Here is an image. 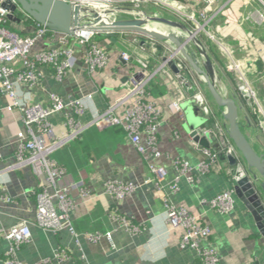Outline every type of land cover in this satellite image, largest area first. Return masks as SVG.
<instances>
[{
	"label": "crops",
	"instance_id": "0c3cea01",
	"mask_svg": "<svg viewBox=\"0 0 264 264\" xmlns=\"http://www.w3.org/2000/svg\"><path fill=\"white\" fill-rule=\"evenodd\" d=\"M231 5L232 10L227 8L222 11L209 29L217 39L238 48L240 52L237 56L242 57L248 67L255 68L256 73L249 74V79L262 103L264 25L262 29H252L243 0H232ZM243 17L247 19L244 23L241 21ZM34 29L33 24L23 27L28 34H33ZM59 37L60 34L56 33L54 38L47 35L38 39L32 52L56 46ZM81 50L76 46L75 53L79 55ZM110 51L108 65L103 70L89 73L83 60H80L62 80L56 78L51 67L40 65L42 76L39 83L35 86L22 85L19 92L31 101L42 103L48 102L51 93L65 99L70 95L87 99L86 95L92 93L91 100L87 101L89 110L80 116L81 120L87 121L96 110L103 111L124 95L127 76L140 67L138 63L130 64L122 60L117 48ZM217 59L222 66L231 68L228 79L221 80L222 92L238 96L236 72L230 59L223 51ZM157 64L158 60H153V65ZM166 77L159 74L149 90L150 99L161 110L158 129L160 155L152 153L146 143V134H142L146 153H140L121 126L104 130L90 126L78 138L52 152L51 158L64 170L62 181L65 184L79 183L89 191L78 206L70 210L71 227L64 224L59 230L41 228L37 218V192L45 186L49 193L54 194V186L47 180L46 174L38 175L31 165H18L20 143L17 134L19 131L28 134L22 114L17 109L1 112L0 227L8 231L19 222L27 221L32 232L31 240L16 251L19 261L25 264H197V249L181 242L184 229L176 228L167 221L165 201L168 200L179 208H186L209 226L210 237H201L200 247L210 244L215 248L220 257L219 264H264V237L244 204L236 199L231 212L221 213L209 203L235 182L236 166L231 165L227 152L221 150L219 167L211 171L179 173L176 159H185L194 167L206 158L204 147L189 134V125L196 123L197 127L200 126L203 116L190 101L183 105L186 112L184 119L171 107L174 96ZM209 97L214 117L210 118L208 125L226 129V120ZM12 102L10 95L0 87V107L5 108ZM250 115L248 106L241 104V127L255 150L264 154V135L254 126ZM51 121L58 135L66 131L64 113L52 116ZM216 147L220 151L217 143L213 149L216 150ZM236 151L241 158L240 152ZM151 165L165 167L166 178L158 180ZM177 176H180L178 188L174 190L171 185ZM110 180L132 183L135 189L121 199L115 198L108 189ZM53 205L58 213H63L57 197H53ZM118 215L139 224L140 228L131 230L124 226ZM10 248V241L0 237V264H4Z\"/></svg>",
	"mask_w": 264,
	"mask_h": 264
},
{
	"label": "built area",
	"instance_id": "2783aa9c",
	"mask_svg": "<svg viewBox=\"0 0 264 264\" xmlns=\"http://www.w3.org/2000/svg\"><path fill=\"white\" fill-rule=\"evenodd\" d=\"M11 1L13 4H17L16 0ZM63 1L102 12V20L93 22V16H84L80 21V25L74 28V34L59 33V43L56 46L43 47L35 53L32 51L38 39L47 35L54 38L58 32L50 30L41 23L33 22L32 24L35 25L34 33H25L23 27L28 25L26 23L27 18L31 17L21 9L19 4L14 12L0 4V87L13 100L11 105L5 108L0 107V114L4 109L9 111L17 109L21 112L23 121L28 128V134L22 131L17 134L20 143L18 165H31L38 175L46 174L47 180L55 188L54 194L49 193L45 186L37 192V218L41 228L59 230L64 227V224L71 227L70 210L78 206V203L89 193L87 188L79 183L65 184L61 179L64 175L63 168L51 158L54 150L78 138L86 128L96 126L98 129L104 130L112 126H121L129 140L142 154L146 153L142 134H146V143L151 148L152 153L160 155L158 129L160 127L161 110L150 99L149 92L152 81L159 74L166 75V78L170 81L172 87L170 92L174 96L171 107L183 119L186 116L183 108L186 101H190L202 113L203 123L196 128L197 135L201 138L206 137L209 141V146H203L206 158L197 166H191L187 160L182 158L175 160L179 173H192L194 170L208 172L217 166L219 167L220 158H222L220 156L221 150L226 151L227 155L232 154L236 157L238 162L236 169L242 167V157L236 155L235 146L228 137L227 131H225L227 128L220 129L219 125H208L210 118L214 117V110L202 86L205 84L204 79L194 71L183 53L169 39L159 40L135 30L95 29L103 26L102 21L109 25L114 20L137 18L140 15L148 17L162 16L180 21L201 41L202 35L214 39L220 45V49L228 56L236 72L238 96H235V98L239 106L244 105L243 102L246 103L251 111V121L264 135V102L261 103L249 79V74L256 73L254 72L255 68L248 67L243 58L237 56L240 52L238 48L217 39L209 29L211 23L222 11L227 9L232 0H227L224 3H221L222 0ZM257 1L264 10V0ZM12 13L16 19L9 17ZM19 13H23L25 18L20 17ZM261 16L264 20V14ZM246 20L243 17L241 21L245 22ZM161 25L165 24H149L147 27L152 29L156 27L161 31H165ZM177 30L181 31L179 36L182 38L187 36L183 30ZM137 33L140 35H134ZM97 35L104 38L98 41L96 40ZM112 36H115L129 51H122L116 47L111 41ZM190 45V42L185 43L186 50L195 54L194 50L196 48L192 49V45ZM76 46L82 48L79 55L75 53ZM112 48L119 50V57L122 60L130 64L138 63L140 67L127 76L124 82L126 90L124 95L103 111L96 110L93 117L87 121L81 120L80 116L89 110L87 101L91 100L92 93L86 95L87 99L74 95H70L68 99H65L59 94L51 93L48 102L42 103L31 101L19 92L22 85L35 86L39 83L42 76L40 65L51 67L58 80H62L80 60H83L89 73L103 70L108 65ZM172 49L175 52L167 57L168 51ZM174 53H180L182 57L177 59ZM196 58L199 62L202 61L200 56ZM153 60H158L157 66L153 65ZM173 65L176 66L177 71L172 68ZM119 108H122V110L118 111ZM60 113H64L66 131L58 135L51 117ZM220 131L223 132V135ZM215 143L218 144L220 151L217 150V147L216 150L213 149ZM151 169L157 174L158 180L166 178L167 169L165 167L151 165ZM179 178L180 176H177L172 182L171 187L174 190L178 188ZM107 185L109 191L118 199L130 194L135 189V185L132 183L113 180H110ZM234 186L235 182L230 188L219 192L209 202L211 206L221 213L231 212L237 199ZM53 197L58 198V205L63 211L62 214L58 213L57 208L53 205ZM165 205L167 207V221L176 228L184 229L181 238L182 244L197 249L199 258L197 264H219L220 257L215 248L210 244L200 247L201 237L205 239L210 237L211 229L209 226L198 220L186 208H179L168 200L165 201ZM118 220L131 230L140 228L139 224L124 216L118 215ZM0 237L7 239L11 244L4 264H25L18 260L16 251L32 238L28 222H19L8 231L0 227ZM92 238L97 237L92 236Z\"/></svg>",
	"mask_w": 264,
	"mask_h": 264
},
{
	"label": "water",
	"instance_id": "95a60500",
	"mask_svg": "<svg viewBox=\"0 0 264 264\" xmlns=\"http://www.w3.org/2000/svg\"><path fill=\"white\" fill-rule=\"evenodd\" d=\"M16 1L17 4H13L11 0H0V4L12 12L16 10L19 4L21 9L36 22L41 23L54 32L62 34H74V28L80 25V21L84 16H93V22H100L103 15L102 12L92 8L73 5L63 0ZM9 17L16 19L13 17V13ZM152 22L181 29L187 36L183 39L179 35L176 36L175 33H169L166 37L159 33L151 32L147 30V25ZM101 23H103V26L95 29L116 31L135 30L158 38L159 40L169 39L183 53L194 71L204 79L209 95L227 122L226 131L228 137L242 157L243 167L237 168L234 172V188L237 199L252 214L258 231L264 237V154H260L255 150L247 134L243 131L239 120L240 106L234 96H229L222 92L219 71L210 54L204 48L202 41L180 21L162 16L148 17L140 15L137 18L114 20L109 25L103 21ZM111 41L120 50L129 51L115 36L111 37ZM187 42H191L194 45L202 59L201 62L197 60L194 53L186 50L185 43ZM172 68L177 71L175 65ZM197 125L196 123L189 125L190 136L202 146H209V141L206 137L201 138L197 135ZM228 159L231 165H238L234 155L229 154Z\"/></svg>",
	"mask_w": 264,
	"mask_h": 264
},
{
	"label": "rangeland",
	"instance_id": "374dc122",
	"mask_svg": "<svg viewBox=\"0 0 264 264\" xmlns=\"http://www.w3.org/2000/svg\"><path fill=\"white\" fill-rule=\"evenodd\" d=\"M227 0H222V3L226 2ZM245 6H246V15H248V24L252 27V29L255 31L256 29H262L263 25H264V20L262 19V14H264V10L262 8V6L258 3L257 0H243ZM233 4V3H232ZM233 5L227 7L228 11L232 10ZM230 8V10H229ZM247 24V23H246ZM157 30H159L161 32V30L159 28H156ZM264 32V30L262 29V33ZM260 33V32H258ZM255 34V33H254ZM134 35H140V34H134ZM143 35V34H141ZM146 36V35H143ZM184 39V38H183ZM202 39V44L204 46V48L208 51V53L210 54L211 58L213 59L214 63H216L217 69L219 71V75L221 80H227L229 77V73L231 72V68L227 67V66H222L220 64V62L217 59V56L219 54L222 53V51L220 50V45L217 43V41H215L214 39H211L210 37H203V35L201 36ZM190 44L192 45V49H195V47L193 46V44L190 42ZM190 45V46H191ZM174 49H172L171 51H168L167 57H170L173 54ZM196 57H199L198 51L195 49L194 50ZM175 58L179 59L181 58V54L180 53H174ZM231 74V73H230ZM204 85V91L207 95L208 98H210L209 93L207 91V87L205 84ZM211 101H213V99H211ZM200 116V115H199Z\"/></svg>",
	"mask_w": 264,
	"mask_h": 264
},
{
	"label": "bare ground",
	"instance_id": "6f19581e",
	"mask_svg": "<svg viewBox=\"0 0 264 264\" xmlns=\"http://www.w3.org/2000/svg\"><path fill=\"white\" fill-rule=\"evenodd\" d=\"M154 24H158V23L157 22H153L150 25H154ZM161 26H163V28H164L165 31H161L160 32L159 30L156 29V27L153 28V29L147 27V30H149L151 32L159 33V34L164 35L166 37H167V34L168 33H175L176 36L180 35L179 33H181L180 30H177V28H174L172 26H169V25H166V24L165 25H161Z\"/></svg>",
	"mask_w": 264,
	"mask_h": 264
},
{
	"label": "trees",
	"instance_id": "16d2710c",
	"mask_svg": "<svg viewBox=\"0 0 264 264\" xmlns=\"http://www.w3.org/2000/svg\"><path fill=\"white\" fill-rule=\"evenodd\" d=\"M20 17L22 16V18H25V15L23 13H19ZM28 20L26 21L27 24H32L33 22H36L33 18H27ZM103 36L97 35L96 36V40L100 41L101 39H103ZM152 84V83H151ZM244 105L246 106V103L243 102Z\"/></svg>",
	"mask_w": 264,
	"mask_h": 264
}]
</instances>
